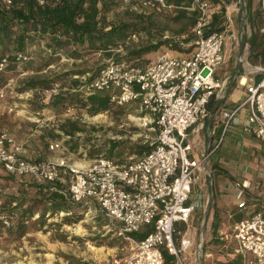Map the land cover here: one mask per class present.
<instances>
[{"label":"built area","instance_id":"obj_1","mask_svg":"<svg viewBox=\"0 0 264 264\" xmlns=\"http://www.w3.org/2000/svg\"><path fill=\"white\" fill-rule=\"evenodd\" d=\"M54 1L57 0H36L39 5ZM120 1L157 10L196 11V22L190 29L194 39L189 55L163 53L145 65L110 61L88 83L83 82L86 94L105 91L114 105L139 100L145 112L139 118V125L154 133V137L145 135L148 151L123 162L101 157L85 168H78L63 161L23 158L16 150L9 149L12 138L0 129V174L4 171L14 178L30 177L37 183H59L71 201L94 202L100 212L119 224L117 235L132 245L131 252L115 258L113 264H167L164 252L171 256V264H187L192 250L198 252L199 260L203 254L202 241L196 242L188 232L193 212L202 206L200 196L191 198L193 185L211 152L222 143L229 125L239 123L237 115L245 104H248V115L242 123L243 130L264 144V62L258 66L259 78L246 85L244 100L221 109L222 132L216 144L201 158H190L186 133L209 115L208 103L223 86L215 73L224 60V33H206L213 5L208 0H194L188 7L168 4L166 0ZM2 2L9 6L12 0ZM260 2L264 11V0ZM26 59V54L15 56L17 62ZM7 62L6 58L1 59L0 73ZM4 95L0 88V97ZM6 109L12 110L11 107ZM58 146L55 142L49 148ZM2 191L0 175V193ZM247 192L248 184L234 182L233 197L238 209L249 206ZM0 223L4 228L11 225L1 202ZM179 224L185 226L183 231ZM147 225H153V230L142 240L128 235ZM231 237L235 240V252L241 264H264V205L236 221Z\"/></svg>","mask_w":264,"mask_h":264},{"label":"crops","instance_id":"obj_2","mask_svg":"<svg viewBox=\"0 0 264 264\" xmlns=\"http://www.w3.org/2000/svg\"><path fill=\"white\" fill-rule=\"evenodd\" d=\"M212 5L213 14L218 13L221 4ZM224 5L226 16L225 26L222 30L224 33V60L215 73V76L222 80L223 86L216 97L210 99L212 106L209 109V115L201 123L189 128L186 133L185 141L190 145L188 151L190 158H201L208 152L209 148L216 144L222 132L221 109L235 106L244 100L246 97V85L255 82L259 78L258 66L263 63L259 58H255L252 55L250 50L251 37L247 39L245 36H241L236 41V32L233 30L234 21L231 20V18L235 17L233 8L229 9L226 3ZM163 37L166 38L165 36ZM180 37L182 39H167L174 42L178 41L182 45L193 44V35L190 36L188 33H183ZM189 37H192V41L185 43V38ZM44 43L45 41H40L28 49L27 59L22 62L24 67L22 74L31 75L46 70L56 71L60 69L59 61L69 60L70 63L68 64L70 65L73 62L87 60L94 54H86L83 57L74 58L70 54V50L62 49L52 53L44 48ZM35 47H38V49L35 50ZM160 50L159 48L156 52L159 53ZM169 52L171 54H168V52L167 54L172 56H186L181 51L170 50ZM146 55H149V53ZM51 57L55 58V60L45 64L46 60ZM37 61H41V63L38 66H34ZM68 69L63 68L62 70ZM85 75L88 76L84 77ZM89 76V71L82 72L81 77H84L82 83L78 80H73L74 82L67 92H63L66 88H59L58 83H54L52 89L44 91H36L35 89L25 91H19L18 89L17 92L13 93L10 91L13 97L24 92L26 96L23 99L20 98L9 103L3 102L0 105V129L8 132L12 138V142L8 145L9 149L16 150L21 157L30 160H49L56 163L63 161L71 163L78 168L89 166L94 159L88 157L90 145L86 142L85 129L88 117L87 114L79 112L82 110L89 112L90 104L84 106L75 103L61 110L47 105L53 95H63L81 90L83 82ZM10 84L11 81L1 88ZM56 88H58V91L55 92ZM45 91L51 94L43 98L42 93ZM30 92L35 95L41 94L42 98H40V101L35 102L34 99L29 98L27 95H30ZM97 92L104 93L103 96H108L105 91ZM86 96L88 95L79 94V97ZM2 98L0 97V100ZM116 106L131 108L130 112L134 113L144 112L141 109L139 100ZM7 107H11L12 110L7 111ZM108 111L109 109L100 113H107ZM247 115L248 104H245L240 108L237 115L239 123L229 125L222 143L216 150L211 152L199 172L198 180L192 188L191 198L200 196V201L202 202V206L196 209L193 214L204 209L205 215L210 219L211 224L214 209L217 208V218L219 220L220 218H225L229 223L225 229L218 226L215 229L212 228L211 232L209 231L208 234L210 235L209 238H206L205 244L203 243L204 250L198 264H219L237 257L240 258L235 252V240L231 237L232 228L236 222L234 218L236 216H242L243 218L264 205V144L256 136L243 130L242 123ZM70 125H74L78 129H72ZM55 142H58L59 146L50 149L49 146ZM77 155H81L82 159L74 157ZM232 160H235V164L231 163ZM0 175L2 182H4V177L8 174L1 171ZM17 179L21 182H30L29 177ZM235 181H244L245 184H248L249 206L246 209H238L236 206L233 197ZM88 205L89 208H97L94 202H90Z\"/></svg>","mask_w":264,"mask_h":264},{"label":"rangeland","instance_id":"obj_3","mask_svg":"<svg viewBox=\"0 0 264 264\" xmlns=\"http://www.w3.org/2000/svg\"><path fill=\"white\" fill-rule=\"evenodd\" d=\"M224 1L229 9L233 8V13L235 14V17L231 18V20L234 21L233 30L236 32V41L241 36H245L247 39L251 37L252 13L258 10L261 11V32H264V11L260 0ZM103 2L105 7L102 15L107 22L113 24L137 22L146 26V30H141L131 35L125 47L114 49L118 54L111 56V58L106 57L101 52H96L89 59L82 62H73L69 65V60H62L59 61L60 69L56 71L46 70L31 75L22 74L24 70L23 61L19 62L12 69H6L0 73V88L11 81L9 86L3 87L5 95L4 99L0 100V104L17 101L20 98L23 99L26 96L25 92L13 97L10 91L12 93L17 92L24 82L30 78L51 80L52 84L58 83L59 88L65 87L66 89L63 92H67L74 82L73 80H78L82 83L83 78L88 76L81 77L82 72L89 71L91 75L101 65L126 54L128 49L147 44L148 33L153 34L156 38L163 39V36H165L174 40L177 38L182 39L180 35L183 33H188L192 36L186 19H172L175 8L160 9L158 11L157 9L142 7L135 2L124 4L120 0H100L99 6ZM183 46L189 49L181 52L189 55L188 53L193 49V44L191 46L190 44ZM170 48L162 46L160 47L162 51L160 50L159 53L156 51L150 52L149 55H144L142 59L131 63L145 65L161 53L167 54L168 52V54H171L169 51L175 49ZM37 49L38 47H35V50ZM65 49L70 50V47ZM40 63L41 61H37L34 66H38ZM63 68L69 69L63 71ZM56 91H58V88H56ZM44 93H42L43 98L51 94L48 91ZM98 94L104 95V93ZM27 96L34 99L35 102H39L40 98H42L41 94L35 95L32 92ZM130 109L113 104L107 113H95L92 108L89 109V112L86 110L79 112L87 114L88 117L85 123L87 125L85 128L86 142L90 145L88 157L94 160L105 157L110 140H121L119 148L116 149L117 155L111 159L123 162L131 157L140 156L132 153L130 148L137 143L147 146L145 135L148 133L150 137H154V133L148 132L139 125V118L145 115V112L134 113L130 112ZM74 157L82 159L81 155ZM231 163L235 164V160H232ZM2 183L3 191L0 193L1 207L10 217L11 224H14L21 219L20 215L28 208L30 199L38 195L35 186L44 183H37L31 178L30 182H21L17 178L8 175L4 177V182ZM19 201H22L21 206L16 205ZM35 208L41 211L43 206L39 205ZM66 214H71L69 215L70 217L78 218L79 220L75 223H64L62 219ZM37 217L38 214L35 213L31 219L27 220V225L30 229L21 237L8 234L6 228L0 229V264H68L63 254L73 256L74 261H86L87 264H113L115 258L124 257L131 252V243L116 233L119 224L100 212L98 207L89 208L88 204L74 202L71 213L46 211L41 222L39 221L40 223H32ZM179 225L184 226L183 224ZM228 225L227 219L220 218L218 223L220 228L225 229ZM182 227L181 229H183ZM209 231H212V226L210 219L205 215V210L196 211L192 216V221H190L189 234L194 237L196 242L198 240L202 241L203 245L206 238H209ZM197 253L193 250L191 251L187 264L199 263V258L196 257Z\"/></svg>","mask_w":264,"mask_h":264},{"label":"trees","instance_id":"obj_4","mask_svg":"<svg viewBox=\"0 0 264 264\" xmlns=\"http://www.w3.org/2000/svg\"><path fill=\"white\" fill-rule=\"evenodd\" d=\"M168 4L175 6L188 7L194 0H166ZM211 4H221L220 11L212 15L210 27L206 33L213 31H222L225 26V5L224 0H208ZM98 0H57L39 5L36 0H12L11 5L6 6L0 0V61L2 58L7 59V65L4 70L12 69L19 64L15 60L17 53L27 54L28 49L40 42L45 41L44 48L56 53L62 49L70 47V54L74 58L83 57L86 54L101 52L108 58L118 54L114 49L125 47L126 42L131 35L146 30V26L137 22H120L113 24L107 22L102 15L105 3L99 6ZM229 2V0H228ZM250 6V5H248ZM172 19H186L190 26L196 22V11L184 8H176ZM252 34L250 38V50L253 57L259 58L264 62V32H261V11L252 13ZM148 43L136 46L127 50L126 54L118 59H112L114 63H131L138 61L144 55L158 50L161 46L171 47L178 51H184L189 48L184 47L178 41L170 39L156 38L153 34H147ZM192 41V37L185 38L184 42ZM192 44H190L191 46ZM51 57L46 60L45 64L54 61ZM106 64L101 65L93 71L85 82H89ZM3 70V71H4ZM98 71V72H97ZM97 72V73H96ZM2 73V72H1ZM96 73V74H95ZM54 84L51 80H38L30 78L24 82L19 91L35 89L36 91H44L52 89ZM79 91V92H78ZM86 94V89L69 92L63 95H53L50 97L47 105L57 108L66 109L72 104L89 105L93 112L100 113L112 108V103L108 96L90 93L86 97H79ZM211 101L208 103L211 109ZM72 129H78L74 125H70ZM121 140H110L108 142L105 157L113 158L116 149L119 148ZM130 151L137 155H142L148 151V146L144 144H134ZM36 187L38 195L30 199L28 208L20 215V220L9 227H5L7 233L21 237L29 231L27 220L31 219L35 213L38 214L36 220L32 223H40L46 211L71 213L74 202H72L66 192L64 186L59 183L39 184ZM18 206L22 205V201L17 202ZM42 205L41 211L36 210V206ZM217 208L214 209V215L211 222L213 229L218 227L219 218L216 215ZM66 214L62 221L64 223H75L79 219L72 218ZM242 216H236L238 221ZM40 221V222H39ZM181 231L185 229L183 226ZM4 228L0 223V229ZM153 230V225L144 226L139 232L128 234L134 240H142L149 232ZM68 264H87L86 261L73 260V256L63 254ZM166 263H170L172 259L164 252ZM219 264H241L240 258L220 262Z\"/></svg>","mask_w":264,"mask_h":264}]
</instances>
